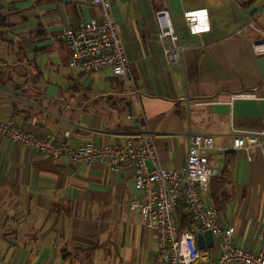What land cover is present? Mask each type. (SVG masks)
<instances>
[{"label": "crops", "instance_id": "obj_1", "mask_svg": "<svg viewBox=\"0 0 264 264\" xmlns=\"http://www.w3.org/2000/svg\"><path fill=\"white\" fill-rule=\"evenodd\" d=\"M112 16L132 79L139 125L127 119L131 102L108 69L81 74L68 66L61 31L97 15L90 0H0V122L71 147L123 146L137 130L147 135L161 168L179 171L186 135L209 136V155L222 181L217 209L210 184L203 204L217 225L234 230V245L260 251L264 228V160L256 138L233 150L235 131L264 132V0H110ZM171 15L182 58L171 64L159 40L156 13ZM203 11L191 33L186 12ZM248 93L253 99L231 100ZM151 168L150 162L147 163ZM212 181V180H211ZM130 165L50 159L0 136V264H152L156 234L131 202ZM183 227L194 228L176 207ZM200 251L213 262L220 244ZM240 264V263H228Z\"/></svg>", "mask_w": 264, "mask_h": 264}, {"label": "built area", "instance_id": "obj_2", "mask_svg": "<svg viewBox=\"0 0 264 264\" xmlns=\"http://www.w3.org/2000/svg\"><path fill=\"white\" fill-rule=\"evenodd\" d=\"M97 15L75 27L61 31V39L68 51V66L71 70L86 74L100 73L108 69L124 86L125 96L131 102V112L127 119H134L139 125V115L133 106L132 79L128 74L125 54L115 26L110 0H90ZM203 11L186 12L184 20L191 33L207 29L197 26V17L203 18ZM160 24L159 40L168 38L172 47L164 50L169 63L182 58L183 47L168 11L156 13ZM253 52L264 54V38L251 44ZM254 95L238 93L235 99H253ZM0 136L26 149L42 154L50 159L68 158L72 163L85 165H107L116 170L130 165L134 172V188L141 194L139 203L131 202L129 208L139 212L145 226L156 234V252L152 264H264V228L260 235V251L253 254L237 248L232 236L233 228H220L216 223L214 207L203 204L204 194L213 178L219 175L210 166L209 155L216 150L209 136L186 135L187 151L184 166L179 171H168L159 166L154 149L140 129L135 136L127 138L123 146L97 147L92 142L79 147H71L53 137H41L19 129L13 124L0 122ZM245 138H256L255 145L264 160V132L235 131L232 135L233 150L244 148ZM152 167L149 168L147 163ZM187 210L196 226L183 227L182 216L176 217V207ZM209 231L215 242L220 244L221 253L213 262H203L196 246V234Z\"/></svg>", "mask_w": 264, "mask_h": 264}, {"label": "trees", "instance_id": "obj_3", "mask_svg": "<svg viewBox=\"0 0 264 264\" xmlns=\"http://www.w3.org/2000/svg\"><path fill=\"white\" fill-rule=\"evenodd\" d=\"M6 26H7L6 19L3 16H0V29L4 28ZM221 186H222V181H218L216 178L212 179L211 184H210V188H209L210 198L212 199L213 204L216 208H217V204H218V201H217L218 195L217 194L220 193ZM221 195H222V193H220L219 198ZM217 209H219V208H217Z\"/></svg>", "mask_w": 264, "mask_h": 264}, {"label": "water", "instance_id": "obj_4", "mask_svg": "<svg viewBox=\"0 0 264 264\" xmlns=\"http://www.w3.org/2000/svg\"><path fill=\"white\" fill-rule=\"evenodd\" d=\"M196 246L199 251L211 249L213 247V238L209 231L196 234Z\"/></svg>", "mask_w": 264, "mask_h": 264}]
</instances>
